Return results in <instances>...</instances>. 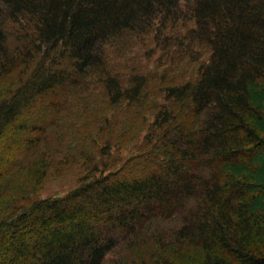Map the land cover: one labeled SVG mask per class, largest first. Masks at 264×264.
Segmentation results:
<instances>
[{"label":"trees","instance_id":"16d2710c","mask_svg":"<svg viewBox=\"0 0 264 264\" xmlns=\"http://www.w3.org/2000/svg\"><path fill=\"white\" fill-rule=\"evenodd\" d=\"M172 28L209 51L196 79L109 67V43ZM93 82L133 110L98 156L139 120L155 143L118 170L73 124ZM74 161L77 187L36 196ZM0 264H264V0H0Z\"/></svg>","mask_w":264,"mask_h":264},{"label":"rangeland","instance_id":"374dc122","mask_svg":"<svg viewBox=\"0 0 264 264\" xmlns=\"http://www.w3.org/2000/svg\"><path fill=\"white\" fill-rule=\"evenodd\" d=\"M185 36L186 32L182 28L168 30L160 41L152 35L125 34L122 38L107 45L106 56L109 67L113 72L120 75L123 81H128L130 75L134 73L144 75L151 90L162 84L183 83L196 79L202 63L209 58V51L204 46L194 45V43L188 44ZM89 88L90 90L79 91L78 95L70 98L73 105L71 111L73 112V124L82 128L83 133L81 134L86 135L85 143L97 157V161L104 162L109 168L118 170L130 159L146 153L149 154L147 151L155 143H150V134L149 138L145 139L146 127L141 128L140 120L135 121L137 127H133L131 134H128L123 147L114 145L116 147L111 149L110 154L103 157L96 154L103 145V138L107 136L104 134L112 130L109 135L115 141L117 139L115 134L126 128L133 110H127L125 103L114 109L109 106L104 91L98 83L93 82ZM152 99L154 97L150 99L151 102ZM93 111L94 114H92ZM96 113H99L98 118L102 115L110 117L112 127L99 133V128L104 126H96L91 123V119L93 120ZM142 118L141 115L140 119ZM147 119L151 123L153 114L149 113ZM88 121L90 124H84ZM91 132L95 135H91ZM90 136H96L97 139L91 141ZM62 156L63 154L59 155L58 158ZM83 172L84 169L78 161L69 163L61 170L51 167L36 196L43 198L67 194L78 186L79 178Z\"/></svg>","mask_w":264,"mask_h":264}]
</instances>
